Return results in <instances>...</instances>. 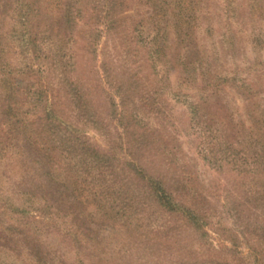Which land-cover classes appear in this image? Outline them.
Here are the masks:
<instances>
[{
	"label": "rangeland",
	"instance_id": "obj_1",
	"mask_svg": "<svg viewBox=\"0 0 264 264\" xmlns=\"http://www.w3.org/2000/svg\"><path fill=\"white\" fill-rule=\"evenodd\" d=\"M179 1L0 0L1 264H264V0Z\"/></svg>",
	"mask_w": 264,
	"mask_h": 264
},
{
	"label": "trees",
	"instance_id": "obj_2",
	"mask_svg": "<svg viewBox=\"0 0 264 264\" xmlns=\"http://www.w3.org/2000/svg\"><path fill=\"white\" fill-rule=\"evenodd\" d=\"M199 2H200V0H199ZM194 3H195V0H184V1L181 0V1H179V3H178L179 12L177 13V15H178V17H180V21H178L177 23L181 24L184 22V24H188L189 26L192 27L193 21H196V17L194 16L195 14H193L194 11L192 9V6ZM190 9H191V11H189ZM21 11H22V9L19 10V14L25 15V13H23ZM27 39H28V36L26 35L25 40H27ZM19 74H22V73H18V75ZM17 79H18L17 75L9 74L8 77L4 80V87H5L6 93H7V95H9V97H15V95H16V98L19 97V91H20L21 87L18 86L19 80H17ZM11 112L12 113L7 112L6 113L7 115H5V123L8 125L10 123L13 124L14 122L18 123V120L17 119L15 120V118L19 117L22 114L19 107H16L15 110L11 109ZM4 132H5L4 129L1 128L0 133L4 134ZM80 139L81 138H78L76 140L75 147H76V151L78 152V154L81 155L82 160L85 162L88 160L89 157H91V153H90L91 151L89 150V147H91V145L89 143H87L86 141H85V143L82 144V141ZM79 145H80V147H79ZM40 146L42 147L43 150H46L44 142L35 140V147H37L39 149V148H41ZM92 147H93V145H92ZM102 161H104V160H102ZM99 163L104 164L103 168H105V169L108 168V161H104V163L103 162H99ZM131 170L136 171V167L133 166ZM136 172H138L139 174L143 173V172H139V171H136ZM136 172H134V173H136ZM150 177H149L150 181L148 180L149 181L148 183L151 185V187L154 186L153 188L155 189V197H156V201L158 203L160 202L161 204H163L164 207L170 208L173 211L178 210V207L182 206L183 204H186L188 206L189 212H191L193 210V208H194L193 205H188V203H183V201L185 200V195H183L182 193H177V191H176V193H175V191H171V189L162 180L155 179V177H152V176H150ZM175 195L176 196L177 195L182 196L181 198H184V199L177 200L175 198ZM2 205H4V209L6 211H10L12 213H14V212L20 213V211L22 210L20 208V206L15 205V201L11 200L10 196L4 195L0 191V207ZM35 206H36L35 207L36 209H34L33 212H34V218L37 219V213H38V215H39V213H42V211H41L42 205H35ZM185 209H187V208H185ZM197 222H198V220H197ZM6 236L8 237V235H6V234L0 236V240L7 239ZM6 241L7 240H5V242ZM8 241L11 242L9 237H8ZM37 254L39 255L40 253L37 251ZM4 261H0V264L3 263Z\"/></svg>",
	"mask_w": 264,
	"mask_h": 264
}]
</instances>
